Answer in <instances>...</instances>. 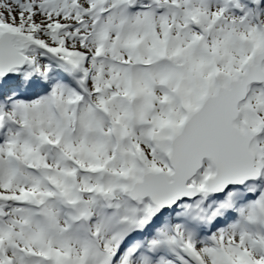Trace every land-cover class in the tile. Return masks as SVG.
I'll return each mask as SVG.
<instances>
[{"label":"snow or ice","instance_id":"snow-or-ice-1","mask_svg":"<svg viewBox=\"0 0 264 264\" xmlns=\"http://www.w3.org/2000/svg\"><path fill=\"white\" fill-rule=\"evenodd\" d=\"M0 264H264V0H0Z\"/></svg>","mask_w":264,"mask_h":264}]
</instances>
